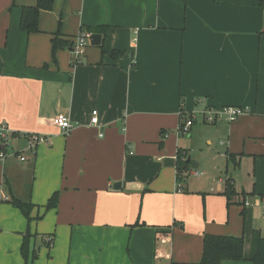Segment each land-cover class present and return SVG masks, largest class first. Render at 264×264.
<instances>
[{"label": "crops", "instance_id": "0c3cea01", "mask_svg": "<svg viewBox=\"0 0 264 264\" xmlns=\"http://www.w3.org/2000/svg\"><path fill=\"white\" fill-rule=\"evenodd\" d=\"M37 1L0 0L9 130L0 191L33 205L28 221L0 202V264H26L28 236V264H199L207 235L243 237L246 260L223 264H254L253 231L264 238V0H55L28 34L23 8ZM82 32L100 40L88 38L75 64ZM56 36L69 44L54 54ZM225 107L248 113L203 122ZM60 115L68 133L54 124ZM30 135L48 140L32 151ZM179 150L198 168L178 174Z\"/></svg>", "mask_w": 264, "mask_h": 264}, {"label": "trees", "instance_id": "16d2710c", "mask_svg": "<svg viewBox=\"0 0 264 264\" xmlns=\"http://www.w3.org/2000/svg\"><path fill=\"white\" fill-rule=\"evenodd\" d=\"M55 0H38L35 6H28L23 8L20 27L21 30L31 34L37 33L39 29V20L42 12L51 11L54 7ZM97 29V28H96ZM69 43L60 40L57 36L52 40L53 53L62 47L67 46ZM188 155L179 150L177 156V170L178 174L190 170V163L187 162ZM179 181L182 182L180 176ZM235 193L234 187L231 183L227 182L225 194L229 197ZM58 193H55L47 204V209H54L58 205ZM1 202V201H0ZM8 203L13 204L16 208L20 209L28 221L32 220L31 210L33 205L28 202H23L17 198H11ZM29 236L24 242L22 254L28 264L29 257ZM51 244V243H49ZM245 242L243 237H225L207 235L204 239L203 257L199 264H223L227 261L239 262L246 260L244 255ZM249 260L254 264H264V238L261 236L259 230H254L252 233V252Z\"/></svg>", "mask_w": 264, "mask_h": 264}, {"label": "built area", "instance_id": "2783aa9c", "mask_svg": "<svg viewBox=\"0 0 264 264\" xmlns=\"http://www.w3.org/2000/svg\"><path fill=\"white\" fill-rule=\"evenodd\" d=\"M88 38H90L89 33H80L76 39L75 43L73 44V47L71 49V55L72 59L75 64H79L81 62V58L84 55V49L88 45ZM248 111L243 108L238 107H225L221 110L214 111L212 109H209L203 113V122L206 124H215L217 121H227V122H233L237 120L239 117L247 114ZM99 121L98 118V112H93V118H92V124L97 125ZM196 120L195 115H192L190 119L185 121L184 123L180 124L179 133L181 135H186L190 133L191 128L194 126ZM54 124L59 127L64 133H68L72 129V124L70 122V119L65 115H60L54 120ZM9 130L5 125H2L0 127V138H1V148H4L8 145V136H9ZM103 135H101L102 137ZM28 147L32 151L34 150L35 146L38 143L46 142L48 140L47 137L40 136V135H30L28 137ZM5 154L3 152L0 153V161H4ZM21 160H25L23 157H21ZM198 176L200 174H197ZM10 200V197L3 194L2 191H0V201L1 202H8ZM264 202V198H263ZM246 206H249V203H246ZM49 243H52V238L48 239Z\"/></svg>", "mask_w": 264, "mask_h": 264}, {"label": "water", "instance_id": "95a60500", "mask_svg": "<svg viewBox=\"0 0 264 264\" xmlns=\"http://www.w3.org/2000/svg\"><path fill=\"white\" fill-rule=\"evenodd\" d=\"M99 40H100V35H97V34H93L91 37H90V41L92 42L93 41V44L95 45H98L99 44ZM187 162L188 163H191L192 164V169H197L195 167V161H192L191 159H187Z\"/></svg>", "mask_w": 264, "mask_h": 264}, {"label": "rangeland", "instance_id": "374dc122", "mask_svg": "<svg viewBox=\"0 0 264 264\" xmlns=\"http://www.w3.org/2000/svg\"><path fill=\"white\" fill-rule=\"evenodd\" d=\"M190 135V133H188V134H186V135H184L185 137H188ZM218 173V172H217Z\"/></svg>", "mask_w": 264, "mask_h": 264}]
</instances>
